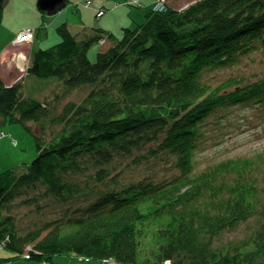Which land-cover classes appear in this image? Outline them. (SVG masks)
<instances>
[{"label": "trees", "instance_id": "1", "mask_svg": "<svg viewBox=\"0 0 264 264\" xmlns=\"http://www.w3.org/2000/svg\"><path fill=\"white\" fill-rule=\"evenodd\" d=\"M94 31L74 35L61 24L60 41L34 51L27 68L67 91L85 88L80 102L58 110L57 99L28 98L20 82L0 79L1 123L21 124L36 151L21 170L0 173V244L12 254L0 264L63 253L121 264H264V157L200 171L194 157L229 108L264 105V78L208 81L264 56V0L152 7L91 62V44L113 37ZM131 164L168 175L128 181ZM21 208L38 221L19 224ZM248 222L243 239L219 244Z\"/></svg>", "mask_w": 264, "mask_h": 264}, {"label": "rangeland", "instance_id": "2", "mask_svg": "<svg viewBox=\"0 0 264 264\" xmlns=\"http://www.w3.org/2000/svg\"><path fill=\"white\" fill-rule=\"evenodd\" d=\"M32 0H4L3 8L0 16V50L14 42L19 36L20 32L34 30L35 42L32 44L34 49H45L51 47L60 41L58 37L57 27L63 23H67V28L72 34H80L81 31L75 28L78 24L79 15L81 14L86 25L92 27L90 34L95 33L97 26L93 23L97 22L95 12L97 9L103 10L105 15L103 20L109 27L113 37L110 42L101 45L100 42H93L87 51V56L91 62H95L96 56L100 51H103L110 46L112 41L121 38L125 28H134L136 23L144 21L146 12V2L140 8L137 4L138 0H101L98 4L91 1L88 7L85 5L86 0H69L70 2L58 11L53 16H42L39 12L37 0L35 2L34 11L31 10ZM137 1V2H135ZM192 0H183L182 4H193ZM190 3V4H189ZM76 4V6H75ZM168 4V1H167ZM187 5V6H188ZM75 6V7H74ZM91 8L90 16L84 14ZM38 10V11H37ZM75 12V15H73ZM56 24H48L54 22L53 18H57ZM41 20V22H40ZM55 20V19H54ZM39 21V22H38ZM67 21V22H66ZM43 23H47L50 27H45ZM43 24L44 28H39L38 25ZM94 27V28H93ZM99 28V27H97ZM89 33L87 35H90ZM36 36V37H35ZM56 37V38H55ZM89 37V36H88ZM33 39V40H34ZM33 42V41H32ZM25 44V43H23ZM18 73V72H17ZM19 74V73H18ZM208 81L211 84H217L229 77L246 78L250 81L264 78V56L254 54L250 57L241 60V62L234 67L222 68L220 70L208 73ZM22 77L21 74L19 75ZM245 80V79H242ZM18 83V82H17ZM22 93L28 98L38 101H55L58 110L68 101L80 102L85 96L86 89H77L67 91L63 88L57 78L40 79L32 75L26 77L22 82ZM33 129L37 131V125H32ZM58 130L53 127L49 132ZM48 132V133H49ZM0 173L9 169L21 170L23 166L29 165L36 157L35 145L32 136L24 129L21 124H11L8 121L0 123ZM256 155L264 157V105L251 104L249 106L231 107L223 115L222 119L216 123H211L207 127V134L204 142L199 146L195 153V168L200 171L209 165H213L223 160L236 158H252ZM130 167L123 173L125 180H139L144 177L151 178L155 176L159 178L166 174L162 168L158 166L152 167L147 171L149 165H140L134 168ZM127 168V167H126ZM264 182V180H263ZM28 210L26 208L18 209L19 224H31L37 222L39 216L30 214L24 217ZM252 222L242 224L235 231L224 234L218 240L219 244H224L228 241L243 239L247 235V231L251 227ZM144 252V251H143ZM7 250L0 247V259L10 257ZM2 264H121L113 260H93L78 257L72 253L57 254L51 257L50 261L38 263L34 261H27L24 258L14 259L11 262Z\"/></svg>", "mask_w": 264, "mask_h": 264}, {"label": "crops", "instance_id": "3", "mask_svg": "<svg viewBox=\"0 0 264 264\" xmlns=\"http://www.w3.org/2000/svg\"><path fill=\"white\" fill-rule=\"evenodd\" d=\"M92 1V0H91ZM91 1H87L85 2L86 4H89L88 7H92V5H90ZM101 0H93V2L95 3H99ZM139 2L137 3L139 5L140 8L143 7V3H141V1L146 2V6H150V8H146V12H143V14H147L149 11H151L153 5L158 1V0H138ZM168 1V6L175 9V10H182L183 8H185L187 5L186 4H182L183 0H167ZM35 1L32 0L31 1V5L29 4V7L31 8L32 11H34L35 6ZM137 2V1H135ZM191 2H194V0H192ZM190 4V3H189ZM76 6V4H75ZM74 6V7H75ZM87 6V5H86ZM37 7V6H36ZM101 7H99V9L96 10L95 12V17L97 18V22L93 23V25L99 27V28H94V29H102L107 31L108 30V26L105 24L104 20H103V16L98 17L97 16V12L98 10H100ZM89 10H87V12H84V14L90 16V14H88V12L90 13L91 8H88ZM38 11V10H37ZM55 15V14H54ZM73 15H75V12H73ZM53 16V15H51ZM50 16V17H51ZM55 19V20H54ZM58 17L57 18H53L54 22H49L48 24H56L55 22H57ZM84 19H82L81 14L79 15V20H77L78 24L75 25V28L77 30H80L81 32L85 33L86 35L89 33L90 34V29H92V27H89L90 25H86V21H83ZM39 22V21H38ZM41 22V20H40ZM67 22V21H66ZM45 25V27H50L47 23H43ZM43 24L38 25L39 28H44L41 27L43 26ZM137 24V23H136ZM135 24V26H136ZM67 26V23H66ZM134 26V27H135ZM32 30H37L36 28L32 27ZM17 36V35H16ZM14 36L11 39V43H8L7 46L3 47L0 50V79L6 84V85H13L17 82H22L26 77H28L29 75L27 74V68L31 62L32 59V55L34 53V51H36L34 49V47L32 46V44H34L35 39L33 40L32 43L30 44H14V38L16 37ZM36 37V36H35ZM59 37V36H58ZM56 38V37H55ZM101 44V43H100ZM19 74H18V73ZM21 74V78L20 75ZM1 123V120H0ZM5 123V122H3Z\"/></svg>", "mask_w": 264, "mask_h": 264}, {"label": "built area", "instance_id": "4", "mask_svg": "<svg viewBox=\"0 0 264 264\" xmlns=\"http://www.w3.org/2000/svg\"><path fill=\"white\" fill-rule=\"evenodd\" d=\"M87 6H89V4H86ZM167 0H158L154 5H153V11L156 12H162L164 10H166L167 8ZM105 14V12L103 10H98L97 12V16L101 17ZM34 39V30L30 29V30H25L23 32H20L19 36L17 37V39L15 40L14 44H30L32 43ZM101 45H105L106 44V40L102 39L100 41ZM3 134L0 135V137H2ZM2 246V244H0V247ZM165 264H169V262H166Z\"/></svg>", "mask_w": 264, "mask_h": 264}, {"label": "water", "instance_id": "5", "mask_svg": "<svg viewBox=\"0 0 264 264\" xmlns=\"http://www.w3.org/2000/svg\"><path fill=\"white\" fill-rule=\"evenodd\" d=\"M66 1L67 0H37V8L39 12L51 16L64 8Z\"/></svg>", "mask_w": 264, "mask_h": 264}]
</instances>
